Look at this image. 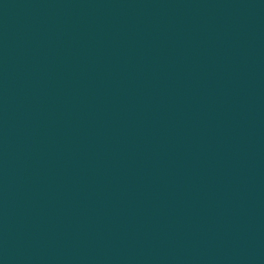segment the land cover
<instances>
[{"label":"water","instance_id":"water-1","mask_svg":"<svg viewBox=\"0 0 264 264\" xmlns=\"http://www.w3.org/2000/svg\"><path fill=\"white\" fill-rule=\"evenodd\" d=\"M0 264H264V0H0Z\"/></svg>","mask_w":264,"mask_h":264}]
</instances>
